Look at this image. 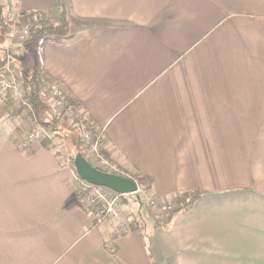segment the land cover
<instances>
[{"label":"crops","instance_id":"0c3cea01","mask_svg":"<svg viewBox=\"0 0 264 264\" xmlns=\"http://www.w3.org/2000/svg\"><path fill=\"white\" fill-rule=\"evenodd\" d=\"M0 10L55 23L64 10L66 36L21 50L0 28V62L57 82L154 198L202 192L164 225L142 215V232L94 223L69 161L40 143L23 149L26 122L5 99L0 264H264V0H0Z\"/></svg>","mask_w":264,"mask_h":264},{"label":"trees","instance_id":"16d2710c","mask_svg":"<svg viewBox=\"0 0 264 264\" xmlns=\"http://www.w3.org/2000/svg\"><path fill=\"white\" fill-rule=\"evenodd\" d=\"M1 11V10H0ZM63 20L61 23H55L53 18L46 13L42 12H21L17 17L18 25H27L29 27V40L35 38H60L64 37L69 33L68 23L64 19V10L62 11ZM3 24V17L0 12V25ZM20 68V77L23 82L25 88V95L23 98L24 104L21 105L19 111H25V117L29 118L36 124L42 125L48 131V137L40 142L42 146L49 147L55 150V145L53 144V140L58 136L60 130L64 127V123L67 121L70 123L73 129L80 131L81 127L85 130H92L93 128L90 125V122L82 118L75 113V117H71V119L65 117L62 112H58L55 110V107L50 104L42 90L45 84L50 81L49 76L43 71L39 70L32 75H27L24 72V62L20 61L17 63ZM65 100L68 105L72 107L73 110L76 108V101L69 95H65ZM44 111L47 113L48 118L46 120H38L37 117L39 114ZM18 113V112H17ZM82 137V136H81ZM100 140L98 138V134L93 137V142ZM57 154L58 151H56ZM81 153V152H78ZM82 154V153H81ZM102 154L106 157H109L108 152L106 150H102ZM83 155V154H82ZM84 156V155H83ZM85 159L91 164V162L84 156ZM73 163V159L69 160V163ZM92 165V164H91ZM93 166V165H92ZM94 167V166H93ZM76 173V172H75ZM77 175V173H76ZM120 176L130 178L136 184L140 180H144L146 177L139 173H127V174H118ZM78 176V175H77ZM149 183V179L147 178ZM202 194L200 191H192V192H182L177 198L174 200V203L177 204L178 210L183 208H190L191 205L196 201V199ZM79 195V194H78ZM79 197H82L79 195ZM152 199H157L151 196ZM83 199V198H82ZM160 200V199H159ZM187 208V209H188ZM89 213L88 208H83ZM140 218V215H139ZM172 218V215L169 216L168 221ZM141 219V218H140ZM135 221V220H134ZM133 222V221H132ZM136 222L130 223L129 230H135L142 232L143 227L139 228L136 226Z\"/></svg>","mask_w":264,"mask_h":264},{"label":"rangeland","instance_id":"374dc122","mask_svg":"<svg viewBox=\"0 0 264 264\" xmlns=\"http://www.w3.org/2000/svg\"><path fill=\"white\" fill-rule=\"evenodd\" d=\"M17 19L15 21H6L5 19H3V24L2 26L0 25V28L5 32V33H10L12 36V43H13V48L17 47V49H22V47L31 44L32 42L29 41V27L27 25H18L17 23ZM22 26H27L28 27V34L26 36V38H20L19 37V31L21 29ZM27 41V42H26ZM30 55V53L28 54ZM20 69V68H19ZM19 81L22 82L21 77H20V73L17 74ZM19 105V103L16 101L15 105L13 107V111H15L16 113L18 112L20 114L21 117L24 118V121L26 123H24V129H25V133H27L28 131H30L35 125L36 123H34L32 120H29V118L25 117V111H19V107H17ZM72 115H65V117L71 119V117H75L76 111L73 110ZM75 113V114H74ZM42 116H38L37 119L38 120H44V119H49L48 115L46 112L42 111L41 112ZM91 125V123H90ZM93 128H91L92 130H85L83 127H81L80 131H77L75 129L72 128V126L70 125V123L67 121L66 123H64V127L60 130L58 136L53 140V144L55 145V151H58L59 155L61 156V158L64 161H69L72 160L75 156L76 153L81 152L84 156L87 157V159L91 162V164L102 170V171H106V169L102 166L99 165V163L97 161H95V157L92 155V153L90 152L89 145H85L84 146V142L82 141V137L85 133H88L90 135V141L93 142V137H95L98 134V138L100 139V132L93 126L91 125ZM82 136V137H81ZM44 140V139H43ZM99 145H100V154L107 159L109 162L114 163L109 157H106L105 155L102 154V150L103 148V144L101 142V140H99ZM71 166L73 168V163L71 161ZM117 165V164H116ZM116 169V174H125L123 173V170L117 165ZM74 170V168H73ZM75 171V170H74ZM113 171V169H112ZM111 171H109L110 173ZM76 174V173H75ZM114 174V173H113ZM77 176V175H76ZM147 178H145L144 180H140L137 185H138V191L134 192V193H130V194H125L123 196L120 197L119 201H118V205H115V209L118 212V218L116 219H107L109 220L112 224H114L116 226V228H119L121 224H123V227L125 230H121V231H117V232H124L129 230V225L130 223H134L136 222V226H138L139 228L143 227L144 225V220L142 218L146 217V221L150 223V218L152 219V221H154L155 224L161 226L164 225L168 219L169 216H173L175 213L181 211V210H186L188 207L183 208L178 210V206L176 203H174V200L177 198V195L175 197L174 200L169 201H164L161 200L162 203H164L166 206L170 205L171 206V210H166V211H158V208L152 206V204L150 203L152 199L150 193H149V183L148 180H146ZM78 180V178H77ZM78 182V181H77ZM79 183H77V187H78ZM77 192V191H76ZM79 194V193H77ZM80 196H82L81 194H79ZM83 206L84 208H86L85 206H87L86 201H83ZM142 214H141V213ZM140 215V218H139ZM135 220V221H134ZM133 221V222H132Z\"/></svg>","mask_w":264,"mask_h":264},{"label":"built area","instance_id":"2783aa9c","mask_svg":"<svg viewBox=\"0 0 264 264\" xmlns=\"http://www.w3.org/2000/svg\"><path fill=\"white\" fill-rule=\"evenodd\" d=\"M27 34L28 27L22 26L19 31V37L26 38ZM15 70V66L10 67V65L7 63H5L0 69V103L4 102L5 99H8L10 104H12L14 107L15 102L17 101L19 103L17 107L20 109L21 105L24 104L23 98L25 95V88L23 82L19 81ZM42 92L50 104L55 107L56 111L62 112L64 116L73 114L72 107L66 103V94L57 82L48 81L45 84ZM46 137H48V131L42 125L36 124L30 131L26 133L21 147L25 150L31 149ZM82 141L85 143L84 146L89 145L88 149H90V152L95 157V161H97L100 166L106 169L105 172L109 173V171H111L110 173L116 174L115 168L117 165L109 162L100 154L99 140L91 142L90 135L85 133L82 137ZM77 178L79 185L76 191L82 195L83 201H86L87 206L85 207L90 210L89 213L91 214L94 223H100L109 218L113 220L118 218V212L115 209V205H118L120 197L125 194L117 193L103 186L91 185L81 180L78 176ZM150 203L152 204L153 208H158L159 212L169 209L171 210L170 205L166 206L159 199H153ZM116 230H125L123 224H121L119 228H116Z\"/></svg>","mask_w":264,"mask_h":264},{"label":"water","instance_id":"95a60500","mask_svg":"<svg viewBox=\"0 0 264 264\" xmlns=\"http://www.w3.org/2000/svg\"><path fill=\"white\" fill-rule=\"evenodd\" d=\"M5 61L0 62V69ZM73 168L78 177L95 186H103L120 194H130L137 191V184L130 178L102 171L93 167L81 153L73 158Z\"/></svg>","mask_w":264,"mask_h":264}]
</instances>
